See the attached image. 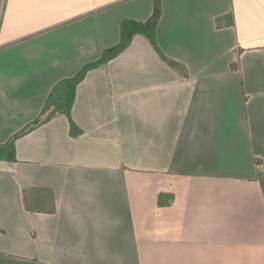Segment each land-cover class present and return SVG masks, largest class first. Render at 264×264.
<instances>
[{
	"label": "crops",
	"instance_id": "crops-1",
	"mask_svg": "<svg viewBox=\"0 0 264 264\" xmlns=\"http://www.w3.org/2000/svg\"><path fill=\"white\" fill-rule=\"evenodd\" d=\"M151 10L0 0V143ZM156 38L186 78L135 35L76 86L78 136L57 115L0 160V264H264V0H162ZM25 185L51 187L56 212L26 211Z\"/></svg>",
	"mask_w": 264,
	"mask_h": 264
},
{
	"label": "trees",
	"instance_id": "trees-1",
	"mask_svg": "<svg viewBox=\"0 0 264 264\" xmlns=\"http://www.w3.org/2000/svg\"><path fill=\"white\" fill-rule=\"evenodd\" d=\"M162 12V0H152V10L150 15L145 20H137L125 17L119 25V41L110 47L102 49L100 56L92 61L86 62L70 77L59 80L50 90L45 101L43 102L40 111L25 126L14 132L9 138L0 143V160L16 161V140L22 135L30 132L37 126L49 121L57 115H64L68 119L69 134L78 136L82 129L78 127L71 116V108L75 98L76 86L83 80L86 73L92 69H96L106 64L111 59L123 52L131 43L135 35L144 36L150 43L158 57L169 67L177 71L180 76L186 78L188 76L185 65L168 56L159 46L156 38V25ZM234 18L231 12L218 15L214 19V24L217 28L233 25ZM241 49L236 51L234 59L230 63V68L233 71L239 70L238 55ZM256 165L262 162L261 159L254 158ZM264 187V179L261 174L258 175ZM22 200L26 211L28 212H43L55 213L57 210L54 191L48 186H30L22 187ZM174 200V195L171 192H160L157 196V204L159 206L169 205Z\"/></svg>",
	"mask_w": 264,
	"mask_h": 264
}]
</instances>
